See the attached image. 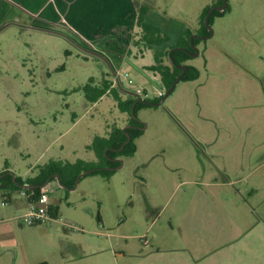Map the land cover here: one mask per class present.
<instances>
[{
  "label": "rangeland",
  "instance_id": "obj_1",
  "mask_svg": "<svg viewBox=\"0 0 264 264\" xmlns=\"http://www.w3.org/2000/svg\"><path fill=\"white\" fill-rule=\"evenodd\" d=\"M216 1L149 0V16L172 18L163 28L173 35L177 23L195 31ZM133 2L122 24L93 37L64 14L0 25V172L25 179L49 160H95L86 146L130 118L110 94L88 102L89 78L112 79L123 98L156 97L153 51L126 37L138 31ZM226 6L188 61L197 78L137 110L143 133L110 176L83 175L72 189L49 181L58 215L34 225L17 221L20 191L6 205L0 195V264H264V0Z\"/></svg>",
  "mask_w": 264,
  "mask_h": 264
},
{
  "label": "trees",
  "instance_id": "obj_2",
  "mask_svg": "<svg viewBox=\"0 0 264 264\" xmlns=\"http://www.w3.org/2000/svg\"><path fill=\"white\" fill-rule=\"evenodd\" d=\"M149 0H143L137 9V16L135 20V26L138 31L133 37L131 33H127L126 37L130 40L131 45L139 51V54H143L146 49L153 51V63L146 66V69L155 73L159 76V87L167 90L174 82L176 76L182 72V69L175 65H186V70L182 73L179 81H190L194 80L198 76V70L192 65L186 64L191 56L189 52H193L190 45V36L195 33L197 35L203 36L209 33V30L204 24V17L212 5H220L222 0H217L215 4H209L203 7L199 14V27L193 31L187 26H183L182 23H177L174 25L175 34H170L163 28V25L169 26V21L172 18L164 19L163 21H157V19L150 17V6L148 4ZM228 10V6L220 10H213L209 17V25L212 23V19L215 16H221L224 12ZM150 15V16H149ZM172 24V23H171ZM200 42L199 39L194 38L193 44L196 46ZM109 49L122 53L123 47L119 46L113 40L106 42ZM132 49V48H131ZM173 49V50H172ZM171 51L170 58L174 61L171 63L168 52ZM127 53L130 54L131 51L128 49ZM164 59H167L164 62ZM85 99L90 103L97 102L103 95L110 94L116 101L117 106L121 112L127 113L129 115L130 124L142 126V122L134 118L137 110L141 108L150 107L146 102L138 100L133 95H127L123 98L119 91V87L113 85L112 79L102 78L101 81L95 83L92 78L81 87ZM162 98L159 97L145 98L144 100L156 102ZM133 107V112L131 108ZM139 127L125 129L131 139L122 148V150H117V148L126 140L124 132H122L120 127H113L107 136H95L91 144L86 146V149L91 150L95 155V160L85 161L82 159H77L75 162H63L60 160H49L42 165L37 166V172L32 177H27L25 179L20 176L14 175L6 168L0 172V195L2 198L9 200V196L12 192L22 191L31 198L28 200H35L39 195L40 186H42L47 180H56L59 184L63 185L67 189H72L76 177L82 172L89 170L91 168H96L90 174H101L104 177L111 175L112 170L106 167H114L118 164L113 158L128 155L131 156L134 153L135 145L133 140L140 136L143 131ZM99 168V169H97ZM57 176L55 179L54 176ZM24 184L30 186L29 188H24ZM49 213L52 218H56L58 215V206L51 203L49 205ZM37 264H47L45 261Z\"/></svg>",
  "mask_w": 264,
  "mask_h": 264
},
{
  "label": "crops",
  "instance_id": "obj_3",
  "mask_svg": "<svg viewBox=\"0 0 264 264\" xmlns=\"http://www.w3.org/2000/svg\"><path fill=\"white\" fill-rule=\"evenodd\" d=\"M133 1L0 0V25L12 19H14L15 24H22L23 18L34 17L38 13L45 20L59 22L61 20L59 14H64L66 22L73 26L74 29L79 30L89 37H93L102 32L108 33L109 29L113 26L122 24L125 18L130 16L132 12ZM136 4L138 9L141 4L140 0ZM158 88L162 90V88ZM23 206L25 207V204Z\"/></svg>",
  "mask_w": 264,
  "mask_h": 264
},
{
  "label": "built area",
  "instance_id": "obj_4",
  "mask_svg": "<svg viewBox=\"0 0 264 264\" xmlns=\"http://www.w3.org/2000/svg\"><path fill=\"white\" fill-rule=\"evenodd\" d=\"M156 91V97L162 95L161 89H157ZM136 94L143 98H148V94H142L140 90ZM47 186L48 183L40 186L39 195L35 200H28V198H31V195L26 194L24 190L20 191V194L25 201V211L17 217V221L20 224L34 225L53 219L49 213V205L51 204V202L49 200L48 190L46 189ZM29 187L30 186H28L27 184H24L23 189ZM6 202L7 199L3 198L1 204L6 205Z\"/></svg>",
  "mask_w": 264,
  "mask_h": 264
},
{
  "label": "water",
  "instance_id": "obj_5",
  "mask_svg": "<svg viewBox=\"0 0 264 264\" xmlns=\"http://www.w3.org/2000/svg\"><path fill=\"white\" fill-rule=\"evenodd\" d=\"M225 6H226V0H222V3H221L220 5L210 6L209 10L207 11V13H206V15H205V17H204V24H205L206 28L209 30V33H208L207 35L200 36V35H197V34L193 33V34L190 36V38H189V39H190V45H191V48L194 49V52H193V53H190V55H191L192 57L198 55V50L196 49V46L193 44V39H194V38H197V39H199V40H201V39H207V38H209V37L212 35V29H211V26L209 25V17H210V15H211V13H212L213 10H223V9L225 8ZM172 50H173V49H172ZM172 50H170V51L168 52L169 58H170V54H171V51H172ZM170 60H171V63L174 64V61H173L171 58H170ZM175 66L181 68V69H182V72L179 73V74L176 76V78H175L173 84H172L167 90H165V92H164V94H163V97H162L160 100L156 101V102H151V101H147V100H144V99H142L141 101L146 102L149 106H158V105H160V104L164 101L165 97H166V96L169 94V92L174 88V86L176 85V83L179 81V79H180L182 73H183V72L185 71V69H186V65H175ZM126 92L129 93V94H132V95H134V96H137L136 93H132V92H129V91H126ZM138 100H140V99H138ZM131 112H133V107L131 108ZM143 128H144V127H143ZM129 140H130V137H129L128 134H126V140H125V141H124V142H123V143L117 148V150H121V149L123 148V146H124ZM121 165H122V163H121V161H120V164H119L118 166H116L115 169H117V168L120 167ZM94 169H96V168H91V169H89V170H86V171L81 172V173L76 177L75 182H74V186H75L76 182L78 181V179H79L81 176L86 175V174H89V173L92 172ZM11 173H12V172H11ZM12 177L14 178V174H13V173H12ZM54 177L57 178L56 175H55ZM48 182H49V180H47L44 184H47ZM59 185L62 186V187H64V186L61 185V184H59Z\"/></svg>",
  "mask_w": 264,
  "mask_h": 264
},
{
  "label": "flooded vegetation",
  "instance_id": "obj_6",
  "mask_svg": "<svg viewBox=\"0 0 264 264\" xmlns=\"http://www.w3.org/2000/svg\"><path fill=\"white\" fill-rule=\"evenodd\" d=\"M212 6H214V5H212ZM220 11H222V10H220ZM193 52H194V49H193ZM193 52H189V54L190 53H193ZM199 53V52H198ZM191 56V55H190ZM192 57V56H191ZM186 64H188V62L186 61ZM190 65V64H189ZM186 70V69H185ZM123 91V90H122ZM132 95V94H131ZM134 96V95H133ZM137 99H140V100H142V99H145V98H143V97H141V96H139V95H137V96H135ZM134 127H139V126H137V125H134V124H130V123H126L125 124V126H123L122 128H121V130H122V132H124V134H125V136H126V134H128L127 132H125V129H129V128H134ZM144 126H143V124H142V126L141 127H139L141 130H143L144 128H143ZM129 135V134H128ZM129 137H130V135H129ZM130 139H131V137H130ZM130 141V140H129ZM128 141V142H129ZM127 142V143H128ZM126 143V144H127ZM125 144V145H126ZM124 145V146H125ZM123 146V147H124ZM122 150V149H121ZM120 151V150H119ZM119 157L120 156H118V157H115V158H113V160H116L117 162H118V164L116 165V166H118L119 164H120V159H119ZM116 166H114V167H106V168H108V169H110V170H115V167ZM97 169H99V168H97Z\"/></svg>",
  "mask_w": 264,
  "mask_h": 264
}]
</instances>
